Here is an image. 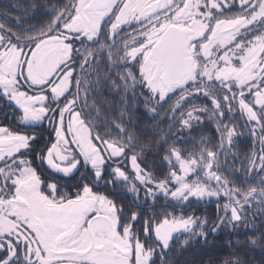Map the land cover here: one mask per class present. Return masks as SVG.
Returning a JSON list of instances; mask_svg holds the SVG:
<instances>
[{
    "label": "rangeland",
    "instance_id": "obj_1",
    "mask_svg": "<svg viewBox=\"0 0 264 264\" xmlns=\"http://www.w3.org/2000/svg\"><path fill=\"white\" fill-rule=\"evenodd\" d=\"M153 1L98 8L68 0L35 33L25 32L29 24L8 32L0 22V108L12 109L16 122L0 119V264H152L202 216L173 213L134 226L135 213L121 224L120 207L85 177L75 187L52 179L76 182L84 172L96 182L121 180L145 207L159 196L180 208L218 201L222 228L248 220L264 235V0H158L152 8ZM170 25L187 31V72L166 86L152 47ZM103 58L148 114L170 97L172 113L189 104L181 110L187 127L209 114L220 151L172 150L163 181L117 137L96 133L85 91ZM73 205L78 215L67 217Z\"/></svg>",
    "mask_w": 264,
    "mask_h": 264
},
{
    "label": "trees",
    "instance_id": "obj_2",
    "mask_svg": "<svg viewBox=\"0 0 264 264\" xmlns=\"http://www.w3.org/2000/svg\"><path fill=\"white\" fill-rule=\"evenodd\" d=\"M14 2L17 7L12 6ZM67 2L68 0H0V12L3 14L0 22L4 23V30L8 26V32L10 29L19 31L18 28L29 24L25 32L35 33L41 27L48 29L47 26ZM110 64L113 62L108 59L101 60L97 74L96 71L92 73L93 85L85 91V98L92 105L86 112L96 133L106 132L117 137L129 151L136 154L141 166L151 176L163 181L169 180L170 172L173 171L172 162L166 160L172 150H179L184 157L196 155L206 149L219 150L222 135L209 114L200 112L199 115L203 116L191 127H187L181 110L187 109L189 104H184L183 109L172 113L173 97L162 101L155 113L148 114L141 108L140 97L124 87L123 83L127 80H122L115 67L110 69ZM199 101L205 103L202 99ZM231 172L236 175L234 171ZM117 181L118 183L113 181L114 190L108 185L94 189L105 193L120 207L121 224L127 223L135 213L137 219L134 226H140L145 219L159 221L173 213L187 215L193 212L196 216L202 215L191 232L173 238L169 247L163 250L162 259L159 260L157 256L152 264H264V235L258 226L255 228L249 227V223L245 224L248 220L230 229L222 228L217 220L206 242L202 243L208 227L216 219L217 205L221 213L218 201L205 202L209 204L189 203L180 208L159 196L145 207L136 205L139 203L132 192L124 193L122 190L127 187L121 184V180ZM259 218L255 220L261 221ZM142 229L141 226L140 232Z\"/></svg>",
    "mask_w": 264,
    "mask_h": 264
},
{
    "label": "water",
    "instance_id": "obj_3",
    "mask_svg": "<svg viewBox=\"0 0 264 264\" xmlns=\"http://www.w3.org/2000/svg\"><path fill=\"white\" fill-rule=\"evenodd\" d=\"M186 48V30L177 25L169 26L165 30L162 39L153 48V57L157 60L158 64H162L164 67L161 79L166 86L179 84L182 81L183 77L186 75L187 70L184 61ZM106 182L110 184L111 188H113L111 180H106L101 185L97 186H102ZM124 192L129 193L127 190H124ZM130 199L132 200L131 196ZM218 209L219 208L217 205V210ZM218 217L219 215L217 214L216 220L210 225L205 238L208 236L212 227L215 225Z\"/></svg>",
    "mask_w": 264,
    "mask_h": 264
},
{
    "label": "flooded vegetation",
    "instance_id": "obj_4",
    "mask_svg": "<svg viewBox=\"0 0 264 264\" xmlns=\"http://www.w3.org/2000/svg\"><path fill=\"white\" fill-rule=\"evenodd\" d=\"M110 1V0H109ZM108 0H92V3L91 5H93V7H98V8H101V7H104L108 4L109 2ZM106 3V4H104ZM159 4L158 0H155L153 1L149 6L150 7H156L157 5ZM171 26V25H170ZM169 27V26H168ZM166 27L164 30H163V34L161 36V38L159 39V41L162 39L163 35H164V32L165 30L168 28ZM159 41L157 43H155L152 47V51H153V48L159 43ZM186 41H187V31H186ZM187 48H186V53H185V56H184V61H187ZM158 66H160L162 68V71H163V65L162 64H158ZM14 116H15V112L10 109V108H0V119L3 118V119H7V123L8 125L10 126H13L16 124V122H13L14 120ZM39 159H40V155H37V164L39 165ZM40 166V165H39ZM48 175V174H47ZM85 177L87 180H89V183L94 187V188H97V189H101L103 188L104 186L108 185L109 188L112 190L111 186L109 183H105L104 185L102 186H97V185H101L104 181L106 180H111L110 178H103L100 182H96L94 181V179L91 177V175L88 173V172H84L81 174V177L79 176V179L75 182H69V181H62L60 179H55V177H52L53 180H55L54 182L59 184V185H62V186H65V187H75V186H78L81 182V179ZM118 178V177H117ZM112 181V180H111ZM112 187H113V181H112ZM119 190V188H118ZM81 205L82 206H86V201H82L81 202ZM61 211L63 210H60V209H56V213H58L59 215L61 214ZM66 214H67V217H71L72 215H75L77 214L78 215V208L76 207V205H73L71 206L70 209H68L66 211Z\"/></svg>",
    "mask_w": 264,
    "mask_h": 264
}]
</instances>
